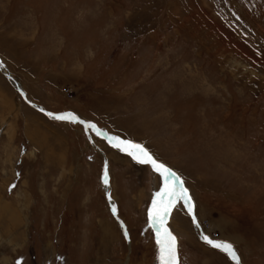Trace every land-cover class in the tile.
I'll return each instance as SVG.
<instances>
[{
	"label": "rangeland",
	"instance_id": "374dc122",
	"mask_svg": "<svg viewBox=\"0 0 264 264\" xmlns=\"http://www.w3.org/2000/svg\"><path fill=\"white\" fill-rule=\"evenodd\" d=\"M0 64V264H159L162 180L102 134L182 178L177 264H264V0H0Z\"/></svg>",
	"mask_w": 264,
	"mask_h": 264
},
{
	"label": "snow or ice",
	"instance_id": "6c2138e0",
	"mask_svg": "<svg viewBox=\"0 0 264 264\" xmlns=\"http://www.w3.org/2000/svg\"><path fill=\"white\" fill-rule=\"evenodd\" d=\"M50 118L58 121H67L70 123H81L84 125L85 130L88 129L96 131L100 135L99 130L95 124L87 123L78 118L72 113L64 115H53L46 113ZM108 143L111 147L124 152L132 158V160L141 165H148L153 172L157 173L163 182V187L155 193L152 201V206L148 211L149 227L156 230V243L158 246V260L159 264H177V238L169 231L167 225L168 217L176 207L178 201H182L184 208L187 210L188 215L192 218V223L199 227L197 216L195 214V205L188 189L184 187L182 178L171 168L159 162L143 145L132 144L128 141L120 140L119 137H108ZM102 183L105 187L108 185V169L107 164L102 175ZM113 215H116V208H112ZM124 225L121 224V228ZM124 237L128 239V232L124 231ZM204 243L225 254L233 264H240V257L237 254L234 245L226 241H214L207 235L201 236Z\"/></svg>",
	"mask_w": 264,
	"mask_h": 264
},
{
	"label": "bare ground",
	"instance_id": "6f19581e",
	"mask_svg": "<svg viewBox=\"0 0 264 264\" xmlns=\"http://www.w3.org/2000/svg\"><path fill=\"white\" fill-rule=\"evenodd\" d=\"M1 69H3V68H1V64H0V71H1V73H2L7 79L10 80V82H11L12 85H13V87H14L16 90H19V93H20L21 91H20L19 84L13 80V78L8 74V72H7L5 69H4L5 72H3V70H1ZM7 74H8V76H7ZM20 94H22V93H20ZM42 113L46 114V112H42ZM53 115L55 116V114H53ZM102 137H103V136H102ZM106 137H107V136H106ZM103 138H105V137H103ZM105 139L108 140V137L105 138ZM132 144H135V143H132ZM14 221H15V220H14ZM154 231H155V230H154ZM178 260H179V259H178ZM240 264H242L241 260H240Z\"/></svg>",
	"mask_w": 264,
	"mask_h": 264
},
{
	"label": "crops",
	"instance_id": "0c3cea01",
	"mask_svg": "<svg viewBox=\"0 0 264 264\" xmlns=\"http://www.w3.org/2000/svg\"><path fill=\"white\" fill-rule=\"evenodd\" d=\"M183 264H193V260L190 258V261L189 260L185 261L184 259Z\"/></svg>",
	"mask_w": 264,
	"mask_h": 264
},
{
	"label": "water",
	"instance_id": "95a60500",
	"mask_svg": "<svg viewBox=\"0 0 264 264\" xmlns=\"http://www.w3.org/2000/svg\"><path fill=\"white\" fill-rule=\"evenodd\" d=\"M7 76H8V74H7ZM55 115H57V114H55ZM82 125H83V124H82ZM83 126H84V125H83ZM101 136H103V137L107 138V137H106L105 135H103V134H102Z\"/></svg>",
	"mask_w": 264,
	"mask_h": 264
}]
</instances>
